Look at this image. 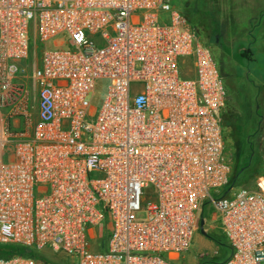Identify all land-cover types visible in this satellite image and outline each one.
Instances as JSON below:
<instances>
[{
  "label": "built area",
  "instance_id": "obj_1",
  "mask_svg": "<svg viewBox=\"0 0 264 264\" xmlns=\"http://www.w3.org/2000/svg\"><path fill=\"white\" fill-rule=\"evenodd\" d=\"M174 1L0 0V246L36 254L0 264H172L206 204L225 264H264V172L226 191L228 92Z\"/></svg>",
  "mask_w": 264,
  "mask_h": 264
},
{
  "label": "rangeland",
  "instance_id": "obj_2",
  "mask_svg": "<svg viewBox=\"0 0 264 264\" xmlns=\"http://www.w3.org/2000/svg\"><path fill=\"white\" fill-rule=\"evenodd\" d=\"M218 4L220 10L213 0L173 2L186 16L198 39L210 48L228 92L223 126L225 154L232 164L233 172L226 191L233 186L234 181V191L252 190L255 188L256 177L264 172V100L262 102L261 98L258 99V94L263 95L264 92V82H260L264 80V47L260 39L263 30L259 21L255 23L244 18L246 11L240 5L226 6V0H220ZM167 17L168 14H160L161 22L166 21ZM251 53L255 54L258 63L253 62ZM35 61L31 40L28 67ZM33 113L35 114V110ZM232 193L233 191L230 194ZM204 208L195 244L189 254L203 253L204 247L197 241L198 238L203 239L206 244L210 239L211 246L218 249L219 253L215 258L202 256L200 264H225L230 252L229 242L219 229L212 227L215 225L211 221L209 204ZM145 217V212L138 215L139 219ZM202 220L205 221L206 235L201 232ZM103 243L104 240L93 241V250L103 249ZM10 248V245L0 246V250L4 252H8ZM186 254L187 252L182 254L172 264H197L196 260L188 258ZM39 255L55 264H77L75 258L55 254L49 248L42 250Z\"/></svg>",
  "mask_w": 264,
  "mask_h": 264
},
{
  "label": "crops",
  "instance_id": "obj_3",
  "mask_svg": "<svg viewBox=\"0 0 264 264\" xmlns=\"http://www.w3.org/2000/svg\"><path fill=\"white\" fill-rule=\"evenodd\" d=\"M217 6V9L220 8L219 6V2L220 0H213ZM219 1V2H218ZM228 2V5L226 6H229V4H235L236 6L240 5V7H242V9L244 11H246V14L244 16V18L250 20V22H257L259 21L261 23V29L263 30V32L261 33V42L263 44V47H264V0H226ZM220 10V9H219ZM251 57H252V60L253 62H257V59L255 57V54L251 53ZM260 82H264V80H260ZM261 98V101L263 102L264 100V92H263V95L261 94H258V99ZM210 206V215H211V221L213 222V224L215 226L212 225L213 228L215 229H218L216 226H217V223H216V220H217V216H216V213L215 211L213 210V207L211 205ZM203 212H205V208L203 209ZM202 212V213H203ZM194 241H195V238H194ZM194 241H193V244L190 248V250L187 252L186 256L188 258H191L193 260H196L197 264H200V258L204 255H206V257H212V258H215L217 256V254L219 253V250L218 249H214V247H212L210 244L209 241H212L210 239H208V244L205 243V241L201 238H198L197 241H199L202 245V247H204V250H203V253L201 254H189L190 251L193 249L192 247L194 246ZM207 247V249L205 250V248ZM206 252V253H205ZM230 255V252L228 253L227 256ZM176 261V260H175ZM174 261V262H175Z\"/></svg>",
  "mask_w": 264,
  "mask_h": 264
},
{
  "label": "trees",
  "instance_id": "obj_4",
  "mask_svg": "<svg viewBox=\"0 0 264 264\" xmlns=\"http://www.w3.org/2000/svg\"><path fill=\"white\" fill-rule=\"evenodd\" d=\"M234 187L235 186V181L232 183ZM2 251V250H1ZM2 253H4L5 255H12V254H26V255H30V256H35L36 254L32 251V250H28V249H23L17 246H11L10 250L8 252H4L2 251Z\"/></svg>",
  "mask_w": 264,
  "mask_h": 264
},
{
  "label": "water",
  "instance_id": "obj_5",
  "mask_svg": "<svg viewBox=\"0 0 264 264\" xmlns=\"http://www.w3.org/2000/svg\"><path fill=\"white\" fill-rule=\"evenodd\" d=\"M204 226H205V221L202 220V221H201V232H202L203 235H206V232H205V230H204Z\"/></svg>",
  "mask_w": 264,
  "mask_h": 264
}]
</instances>
